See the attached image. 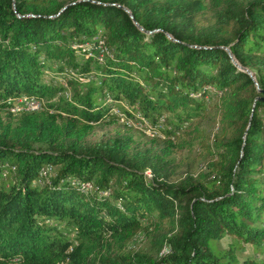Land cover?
Returning <instances> with one entry per match:
<instances>
[{"label": "trees", "instance_id": "1", "mask_svg": "<svg viewBox=\"0 0 264 264\" xmlns=\"http://www.w3.org/2000/svg\"><path fill=\"white\" fill-rule=\"evenodd\" d=\"M260 95L264 0H0V264H237L242 243L263 250ZM19 96L40 109L11 114ZM119 113L150 120L149 140H89Z\"/></svg>", "mask_w": 264, "mask_h": 264}, {"label": "rangeland", "instance_id": "2", "mask_svg": "<svg viewBox=\"0 0 264 264\" xmlns=\"http://www.w3.org/2000/svg\"><path fill=\"white\" fill-rule=\"evenodd\" d=\"M76 46H83L84 48H87L88 50H91L92 46L90 42H85L80 45ZM106 53V49L103 47L101 48V53L99 51L100 59H104V54ZM98 55V56H99ZM45 80L48 81H56V82H63L65 81L64 78H62L60 75L56 74L54 71L48 70L44 73ZM100 75V74H99ZM53 77V78H52ZM65 77V76H64ZM98 77V76H97ZM87 82L89 81H98L96 76L87 75L86 77ZM65 84V83H64ZM65 86H67L65 84ZM68 87V86H67ZM67 96H71V91L67 89ZM19 97H9L6 99L7 103H10L11 105L9 108V111L11 114H17L21 111L25 110H38L41 107V104L36 99H28L27 97H23L19 99ZM31 100V101H26ZM107 101H110V98H107ZM124 104V103H123ZM40 106V107H39ZM39 107V108H38ZM125 108H128L126 104H124ZM117 112V109H114ZM6 112V113H8ZM119 122L121 124H96L91 135L89 136V140L92 142L97 141H105L108 138L116 137L121 133H127L131 132L141 137L139 142H147L151 135H149L153 130V125L150 123V120L142 117L139 114H136L135 118H126L122 113H119ZM6 117L7 115H4ZM122 117V118H121ZM152 126V128H151ZM201 128H203L206 132H212L216 130L215 124H210L207 121H203L199 124ZM150 132V133H148ZM142 135V136H141ZM184 154H187V152H184ZM196 153L194 152L193 155ZM50 172V169L43 170V174ZM148 175V174H147ZM90 185V183H85L84 185ZM91 187V185H90ZM83 188V187H82ZM84 190V189H83ZM89 191V188L86 189V192ZM230 242V238L228 236H225L222 238L219 242V246L221 248L226 249L228 247V243ZM136 249H144L147 247V241L140 236L137 238L136 244H134ZM169 251L168 248H164L162 250V253H167ZM237 257H238V263L237 264H264V248L262 249H255L251 244L249 243H242L241 249H238L236 251Z\"/></svg>", "mask_w": 264, "mask_h": 264}, {"label": "water", "instance_id": "3", "mask_svg": "<svg viewBox=\"0 0 264 264\" xmlns=\"http://www.w3.org/2000/svg\"><path fill=\"white\" fill-rule=\"evenodd\" d=\"M121 7H122V9H123V10H124L129 16H130V18H133L132 14H131V12L129 11L128 8H126V7H124V6H121ZM135 24L138 26V28H139L140 30H143V31H144L143 27H141L140 25H138L136 22H135ZM146 32H148V31H146ZM225 50L227 51V53L229 54V56L231 57V60L235 63V65H237L240 69H242L244 72H246V73L250 76V78L253 80V82H254V84H255V86H256V88H257V91H258L259 93H261V92H262V89L259 88L258 83H257V81H256V79H255V77H254V75H253V73H252V71H251L250 69L246 68V67H241V66H240V65L234 60V58H233V56H232V53H231V51H230V49H229L228 47H225ZM257 99H261V100L264 101V95L257 96V97H256V100H257Z\"/></svg>", "mask_w": 264, "mask_h": 264}, {"label": "bare ground", "instance_id": "4", "mask_svg": "<svg viewBox=\"0 0 264 264\" xmlns=\"http://www.w3.org/2000/svg\"><path fill=\"white\" fill-rule=\"evenodd\" d=\"M99 51H100V49H99ZM100 53H101V52H100ZM30 101H31V100H30ZM39 107H40V106H39ZM39 107H38V108H39ZM39 109H40V108H39ZM90 185H91V184H90ZM90 185H88V184H87V185H84V186H83V189L86 191V189L89 188ZM85 187H86V189H85Z\"/></svg>", "mask_w": 264, "mask_h": 264}, {"label": "built area", "instance_id": "5", "mask_svg": "<svg viewBox=\"0 0 264 264\" xmlns=\"http://www.w3.org/2000/svg\"><path fill=\"white\" fill-rule=\"evenodd\" d=\"M95 50H97V52L99 53V49L98 48L95 49ZM81 82H87V80H81ZM26 101H30V100H26ZM148 133H150V132H148ZM151 133H153V132H151Z\"/></svg>", "mask_w": 264, "mask_h": 264}]
</instances>
